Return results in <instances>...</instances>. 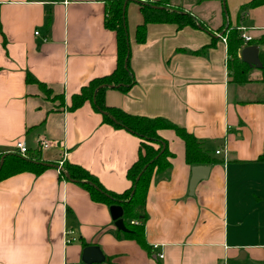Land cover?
<instances>
[{"label": "crops", "instance_id": "1", "mask_svg": "<svg viewBox=\"0 0 264 264\" xmlns=\"http://www.w3.org/2000/svg\"><path fill=\"white\" fill-rule=\"evenodd\" d=\"M249 1L168 0L205 29L148 23L143 43L135 38L144 20L140 4H126L134 84L106 88L105 104L167 119L201 140L219 161L194 193L184 142L169 128L158 133L172 154L170 168L151 178L140 240L117 230L108 205L56 168L16 174L0 181V264H84L87 245L105 256L98 264H264V162L256 161L264 151L262 71L248 66L246 81H234L221 36L227 26L240 28L264 60V4L240 15ZM106 6L107 0H0V153L23 140L43 161L80 166L120 193L130 186L126 172L140 139L104 122L90 101L70 108L74 94L116 67ZM204 7L215 21L202 19ZM43 141L51 145L41 149ZM65 237L75 240L65 244Z\"/></svg>", "mask_w": 264, "mask_h": 264}, {"label": "trees", "instance_id": "2", "mask_svg": "<svg viewBox=\"0 0 264 264\" xmlns=\"http://www.w3.org/2000/svg\"><path fill=\"white\" fill-rule=\"evenodd\" d=\"M130 0H107L106 6V28L115 31L117 57L116 67L109 75L94 78L88 85L82 87L81 91L71 98V109L80 107L85 101L92 102L93 107L102 114L103 121L114 127L123 128L140 139L139 154L137 160L128 168L126 179L130 186L120 192H110L103 188L98 180L87 170L80 166L63 162L59 169L61 178L80 184L92 200L106 205H120L123 210L122 219L128 231L124 232L129 237L140 240L143 235V222L146 219L145 202L147 190L153 175L162 176L170 168L169 157L172 156L164 140L158 133L162 128L174 130L175 134L184 142L185 160L189 165H210L219 160L212 157L204 148L201 140L196 138L184 127L173 124L161 117H146L126 113L116 107H109L104 101L106 88H117L127 91L134 84V76L130 69V48L128 32L126 27V7L123 4ZM140 4L143 15V23L139 24L135 31V38L138 43L146 40V25L148 23H174L178 27L193 26L205 29L203 23L193 15L169 6L168 0H135ZM205 0H197L201 3ZM223 2V0H221ZM225 6V2L223 3ZM264 4V0H250L241 7L240 15L247 9ZM221 29L219 30V32ZM226 42V65L228 72L236 82L246 81L248 65L242 62L238 53L240 49L250 44L252 40L245 41L240 28L227 26L221 33ZM215 34H212L214 36ZM210 45V44H209ZM202 49L208 48V46ZM200 52V51H199ZM198 53V52H196ZM262 67V81L264 82V60L259 56ZM27 81H36L27 74ZM45 93L49 90L39 84ZM4 156L0 167V181L19 173L28 172L35 175L41 174L47 168H56L57 162L43 161L39 155H33L28 150L26 157L17 152L1 154ZM256 161L264 162V151ZM136 221L137 223H131Z\"/></svg>", "mask_w": 264, "mask_h": 264}, {"label": "water", "instance_id": "3", "mask_svg": "<svg viewBox=\"0 0 264 264\" xmlns=\"http://www.w3.org/2000/svg\"><path fill=\"white\" fill-rule=\"evenodd\" d=\"M225 0H223V3ZM126 7V1L123 4V10ZM239 56L245 64H247L250 68L260 69L262 67L260 58H259V49L256 44H247L240 49ZM4 156L0 159V167L2 165ZM58 169V165L56 166ZM210 170L209 165H194L191 167V177L189 181V195L194 193L195 187L201 180H204L208 177V173ZM109 211L111 215V219L114 223V226L117 230L126 232L128 229L125 227L122 214L123 210L120 205H111L109 206ZM243 252L240 253V255ZM242 256H238L241 258ZM105 260V256L103 255L100 248L96 245H87L82 249L81 253V262L84 264H98Z\"/></svg>", "mask_w": 264, "mask_h": 264}, {"label": "built area", "instance_id": "4", "mask_svg": "<svg viewBox=\"0 0 264 264\" xmlns=\"http://www.w3.org/2000/svg\"><path fill=\"white\" fill-rule=\"evenodd\" d=\"M242 37H243V39L246 42L250 40L249 36H246L243 32H242ZM223 40L225 41V37L223 38ZM50 145L51 144L48 141H43L40 144V148L41 149H46ZM14 147H15L14 152H17L18 154H20L21 156H24V157L27 156V154H28V147H27V145L25 144V142L23 140L16 141ZM220 152H221V150H217L216 151V154H219ZM62 164H63V161H59L58 162V169H57L58 171H59V169L62 168ZM131 223L136 224L137 222L136 221H131ZM67 233L69 234L71 232L70 231L65 232V234H67ZM74 240H75V238L65 237L64 243L65 244H69V243H71ZM160 257H161V255H160ZM71 264H77V263L73 262ZM223 264H229V262H227V260H224Z\"/></svg>", "mask_w": 264, "mask_h": 264}, {"label": "rangeland", "instance_id": "5", "mask_svg": "<svg viewBox=\"0 0 264 264\" xmlns=\"http://www.w3.org/2000/svg\"><path fill=\"white\" fill-rule=\"evenodd\" d=\"M182 1L183 0H171V2H182ZM185 1H187V3H189V5H193L194 4L193 1H195V0H185ZM129 6L130 5H128V8L126 7V19L128 17V14H130ZM204 11L206 13L202 14V16H201L202 19H208V21H215L214 12H212L211 9L208 10V9H206V7H204ZM126 27H127V30H128L127 22H126ZM228 262H229V264H238V262H240V261L235 260V261H228Z\"/></svg>", "mask_w": 264, "mask_h": 264}]
</instances>
